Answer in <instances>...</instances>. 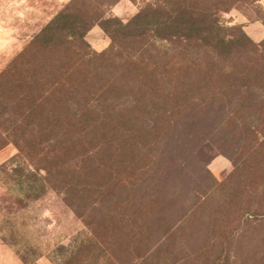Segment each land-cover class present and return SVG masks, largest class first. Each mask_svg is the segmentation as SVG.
<instances>
[{"label": "trees", "instance_id": "trees-1", "mask_svg": "<svg viewBox=\"0 0 264 264\" xmlns=\"http://www.w3.org/2000/svg\"><path fill=\"white\" fill-rule=\"evenodd\" d=\"M120 1L72 0L0 77L7 82L0 150L14 144L32 175L75 216H93L92 234L96 223L107 230L118 221L123 230L149 213L153 203L140 189L185 116L195 123L220 118L234 130L264 119V41L219 20L239 3L259 0H142L148 2L127 23L108 16ZM96 24L113 41L102 54L86 42ZM112 59L120 68H111ZM247 133L264 145V131ZM106 150L132 156L128 179L112 173L95 184L92 167ZM169 237L164 233L161 244ZM231 258L223 251L212 264Z\"/></svg>", "mask_w": 264, "mask_h": 264}, {"label": "rangeland", "instance_id": "rangeland-1", "mask_svg": "<svg viewBox=\"0 0 264 264\" xmlns=\"http://www.w3.org/2000/svg\"><path fill=\"white\" fill-rule=\"evenodd\" d=\"M71 1L0 0V77ZM146 2L121 0L108 16L127 23ZM219 20L242 27L256 44L264 41V0L241 2ZM86 42L97 54L113 46L100 24ZM118 63L108 62L112 69ZM6 84L0 81V98ZM179 124L157 150L162 156L140 189L153 203L149 213L123 230L118 221L107 230L96 223L92 234L93 216H75L32 175L14 144L0 150V264H212L223 251L231 253L228 264H264V145L258 148L262 137L247 133L252 127L264 131V119H247L236 130L233 123L221 126L220 118L195 123L185 116ZM132 161L106 150L96 158L92 179L96 185L112 173L128 179ZM105 242L102 251L98 245Z\"/></svg>", "mask_w": 264, "mask_h": 264}, {"label": "crops", "instance_id": "crops-1", "mask_svg": "<svg viewBox=\"0 0 264 264\" xmlns=\"http://www.w3.org/2000/svg\"><path fill=\"white\" fill-rule=\"evenodd\" d=\"M263 38H264V37H263ZM263 38H262V39H263ZM255 41H257V42H260V41H261V39H256V38H255Z\"/></svg>", "mask_w": 264, "mask_h": 264}]
</instances>
